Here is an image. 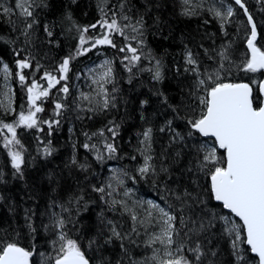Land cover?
Wrapping results in <instances>:
<instances>
[{
  "label": "trees",
  "instance_id": "16d2710c",
  "mask_svg": "<svg viewBox=\"0 0 264 264\" xmlns=\"http://www.w3.org/2000/svg\"><path fill=\"white\" fill-rule=\"evenodd\" d=\"M223 1L231 5L233 15L221 27L222 22L213 12L207 9L188 11L182 0H29L33 17L28 21L34 18L36 22L31 29H25L24 18L15 7L16 0H6V7H11L13 14L0 13V95L1 66L5 64L13 87V108L5 111L0 102V242H16L32 250L31 264H54V259L49 257L57 254L53 241L58 240L61 231L54 225L58 218H63L66 225L63 231L80 242L90 264L100 261L117 264L121 259L123 264H130L121 241L103 243L100 233L108 234L106 224L101 223L103 219L116 222L122 235L130 236L123 244L132 259L141 260L152 255L151 249L144 247L145 237L131 231L130 214L119 204L114 211L110 210L111 200L106 190L103 194L93 191L94 187H105L110 167H118L129 178H135L130 184L140 197L155 201L177 217L175 224L180 235L174 239L186 240L190 247H194L196 241L201 243L208 253L204 264L209 260L213 264H237L229 239L223 233L222 220L217 219L215 227L199 235L189 232L199 227L201 220L206 223L213 213L217 218L229 217L239 222L211 198L210 176L198 166L203 159L204 143L213 146L214 142L194 131L189 135L188 119L196 115L193 109L198 104L194 94H202V88L197 93L198 78L191 71L194 66L186 62V55L191 52L197 61L200 78L207 79L206 71L220 70L223 82L248 83L254 96H259L258 84L263 77L262 71L241 70L242 62L249 57L246 42L251 27L244 9L235 0ZM242 3L256 24V44L264 50V0H242ZM186 11L192 14L185 15ZM114 13L122 26L135 24L143 18V35L128 27L125 32L136 36L135 40L128 41L113 34L116 47H91L90 40L84 47L91 50L76 55L79 37L102 38L106 29L100 22L102 19L110 22ZM123 15L130 19H122ZM25 30L27 36L23 34ZM139 40L144 41L143 46ZM127 43L141 53V60L135 66L129 65L131 71L125 67L128 62L123 60L125 55L131 54L119 51ZM97 50L111 61L113 78L107 86L108 107L91 110L77 100L73 82ZM225 50L229 60H221L219 53ZM70 55L67 79H61L60 86L52 88L47 99L41 100L44 110L37 113L38 126L16 129L20 145H16L15 150L21 152L24 160L21 171L17 172L4 147V139H10L11 133L2 127L4 123L15 124L19 113L27 111L26 87L21 86L17 76L21 71L17 61L30 62L31 67L22 70L26 84L30 85L33 79L38 83L44 81L45 72L60 79L59 66ZM157 61L160 62V79L154 77ZM221 63L223 69H220ZM62 86L68 87L67 94L60 90ZM56 103L63 105L58 110L59 115ZM148 128L152 129L150 155L153 159L150 163L155 174L150 171L147 176H141L138 169L143 161L141 149L145 145L141 141ZM109 129L117 134L113 136ZM101 131L103 136L99 135ZM85 143L95 147L85 148ZM106 143L113 144L116 152L109 154ZM45 148L50 154L45 153ZM98 155L102 159H97ZM217 155L222 156L223 151L219 150ZM80 165H85L86 169ZM185 191L191 195L185 196ZM177 195L183 200H178ZM181 216L185 221L183 225ZM137 229L140 234V227ZM93 238L98 239L102 247L93 245L90 248L88 242ZM211 252L216 255L212 256ZM184 255L192 258L187 250ZM248 258L250 264H256L250 252Z\"/></svg>",
  "mask_w": 264,
  "mask_h": 264
},
{
  "label": "snow or ice",
  "instance_id": "6c2138e0",
  "mask_svg": "<svg viewBox=\"0 0 264 264\" xmlns=\"http://www.w3.org/2000/svg\"><path fill=\"white\" fill-rule=\"evenodd\" d=\"M188 3V0H184ZM242 9H244L247 15L248 24L251 25L250 36L247 39V48L250 50V58H247L242 62L241 70L245 72L257 73L264 71V50H261L257 46V27L253 22V18L248 14V10L242 3V0H235ZM16 8L20 10V16L24 18L25 29H31L33 23L36 21L34 18L31 22L28 18L33 17L31 11L32 4L29 0H16ZM124 5H120L121 11H123ZM101 12L104 9L101 7ZM0 12L4 15H12L13 9L6 7L3 3H0ZM185 15L192 13L185 12ZM233 15L231 7L227 9L225 13L215 11V16L221 20V27L223 22L227 21ZM122 19L129 20L127 15H123ZM101 26L106 29L105 34L102 38H86L84 35L79 37L80 47L76 50V55H83L85 52L90 51L91 48H85L84 45L89 43L91 40V47L96 45H109L116 47L113 42L112 35L119 34L124 37L125 40H135L136 36H129L125 32V28L130 27L132 32L138 35H143V18L137 20L135 24L121 25L115 18L109 22L108 20L102 19L100 22ZM91 27H96L92 25ZM88 28H84L83 32H87ZM27 36V31L23 32ZM51 35V32L48 33ZM138 43L143 46L144 41L139 40ZM122 53H130L131 55H125L123 60L127 61L128 64L125 67L128 71H131V66H135L137 62L141 60V53L137 47H133L131 43L125 44L119 48ZM221 60H229L227 51L219 53ZM72 59L70 55L64 59L60 64L58 71L61 73L60 79H57L51 73L45 72L42 79L47 81L46 86L38 83L35 79L30 85L26 84V77L22 70L31 67L28 60L17 61L18 68L21 70L17 73L20 84L22 87L27 88V102L29 108L27 113L23 110L18 115V120L15 124L4 123L3 128H6L11 133V138L5 137L4 147L8 150V155L11 157V165L17 171H21V166L24 162L23 156L20 151L15 150L16 145H20V141L17 139V127L23 126L28 129L38 126L37 113L42 112L44 109L37 104L41 98H47L52 88L60 83L61 79H67V73L69 71V63ZM230 62V61H229ZM106 64L108 62H105ZM159 61L156 62L157 69L154 73L156 79H160ZM187 63L193 65L191 69L197 76V93L194 94L198 101L196 108L193 109L196 115L188 119L190 126L189 135L194 131L202 137L213 138L214 144L209 147L204 145L202 151L204 152L203 159L199 162V168L206 171V174L210 176V195L216 201L220 202L224 209L235 217L239 218L242 223H236L229 217L217 218L215 213L212 214L211 219H208L205 223L203 220L200 221L199 227L189 229V232L194 235H199L208 229L215 227L214 221L220 219L224 222L223 233L228 237L229 244L232 249V253L236 258L237 264H250L248 253L254 254L256 264H264V81L259 82L258 92L259 96L253 95V89L248 83H231L223 82L220 75V70L213 72H205L204 75L207 79L200 78L201 73L197 67V61L193 59L192 53H187ZM224 68V64H220V69ZM189 71V69H185ZM4 78L8 79L10 72L7 65L3 66ZM112 76V68L109 66L104 71L99 80H94V83H100V81L108 82ZM256 83V81H253ZM65 94L68 93L69 89L67 86H62L60 89ZM10 91V90H9ZM100 93L104 96L103 107L106 109L110 103L107 99V92L104 90L103 85L100 87ZM89 99L88 97H84ZM114 106V105H113ZM63 105L61 103L55 104L57 115ZM10 110V106L5 108V111ZM58 123V122H57ZM51 128V124H49ZM113 132V136L117 133L114 129H109ZM161 131H164L162 128ZM152 129L148 128L143 133V141L145 148L141 149L144 154V163L139 167L138 172L141 176H147L151 171L155 174L154 166L150 163L153 159L151 155H147L150 152ZM95 135V134H93ZM103 136V131L99 133ZM88 139H91L88 133H85ZM85 148L95 147V145L84 144ZM105 147L109 154L115 153L116 148L111 143H106ZM223 150V155L218 156L217 152ZM45 153L50 154L48 148L44 149ZM97 159H102L101 156H97ZM76 161L74 160L73 163ZM81 168L86 169L85 165H80ZM166 171V169H162ZM122 175H127L123 173ZM115 179L117 184L122 186L123 180L117 176L112 177ZM135 179L134 177L132 178ZM109 189L112 188L111 184H108ZM93 191L98 193H105V187H94ZM127 191L125 195H127ZM111 195V192H108ZM185 196H190L191 193L185 191ZM178 200H183L179 195L176 197ZM101 199H104L101 196ZM202 202V201H201ZM107 203V201H106ZM151 209H154L158 213V217H154L152 212L147 213L145 220H139V225L145 227H159V231L153 232L149 238L144 241V247L151 249L152 255L145 256L141 260H135L131 258L129 249L125 248L123 241L124 239H130V236L122 235L121 231L118 230L116 222L107 220L106 222L101 219V223L106 224L107 235H104V231L100 233L104 237V244H111L114 240L121 241V248L129 255L130 264H204L205 257L208 255L201 246L199 241L195 242L194 247H190L186 240L177 241L174 237L180 235L177 230L175 221L177 217L171 214L168 210L160 207L158 204L149 201ZM120 204L124 212H130L127 204L122 201L112 200L109 204L110 210H115L116 205ZM171 207V205H169ZM188 207H191L190 205ZM183 212V208L181 209ZM131 220L133 226L131 231L139 235L136 227L138 217L134 212H131ZM153 220L156 221L153 224ZM181 224H185L183 216L180 217ZM196 221H193L195 224ZM55 227L61 231L58 235V240L53 241V247L56 251L54 258V264H90V258L86 255L82 249L81 244L78 240L70 238L66 232L63 231L65 220L58 218L55 221ZM31 229V225H29ZM35 231L34 229H31ZM147 231V228H145ZM188 239H191L188 233H185ZM133 244L136 241H131ZM58 244V247H57ZM159 244L160 248L153 247ZM93 245L102 247L99 240L93 238L89 240L88 246L91 248ZM247 246L246 248L244 246ZM185 250L192 253V258L184 255ZM212 256H215V252H211ZM33 251L20 246L16 242H0V264H31V257ZM99 264H105L104 261H100ZM117 264H123V259L118 260ZM208 264H213V261L209 260Z\"/></svg>",
  "mask_w": 264,
  "mask_h": 264
},
{
  "label": "rangeland",
  "instance_id": "374dc122",
  "mask_svg": "<svg viewBox=\"0 0 264 264\" xmlns=\"http://www.w3.org/2000/svg\"><path fill=\"white\" fill-rule=\"evenodd\" d=\"M182 2L188 11L194 12L197 9H207L213 12L214 15H215V11H220L221 13H225L227 9L231 7V5L224 2L223 0H188V3H185L184 0H182ZM0 3H3L4 6H7L6 0H0ZM94 55L95 56L92 59H90L84 64L80 73L75 76L73 87L76 91V95L78 98L77 100L84 103L86 108H89L91 110H98L100 108H103V101H104V96L102 93H100V87L101 85H103L104 90L107 92V86L112 82L113 76H111V79L108 82L100 81V83H94V80H99L100 75L104 71L107 70V67L109 66L111 67V61L108 58H106L101 51L97 50L94 53ZM105 62H108V63L106 64ZM186 62H187V55H186ZM4 65L5 64H2L1 66V81H2L1 88L2 89H1V95H0V102L5 108H8L10 106L9 111H11V109L13 108V87L9 83V78L7 80H5L4 78V72H3ZM39 83L46 86L47 81L44 80ZM59 86H60V83L56 85V87H59ZM24 94H25V102L27 104V110H28L29 105L27 102V88L25 89ZM84 97H88L89 99H85ZM41 100L37 101V104L40 106L42 104ZM24 112L27 113V111H24ZM204 145L211 147V145L207 142L204 143ZM143 148H145V145ZM146 154L150 155V152H147ZM142 159L143 161L140 167L144 163V154H142ZM123 173L124 172L118 167L109 168V174L105 182V190L107 191V195L109 191L111 192V195H108L107 197H109L111 201L116 200V201L125 202L130 210V212H128L130 214V217H131V212H134L137 215L138 221H137L136 227H140L139 235L145 237V241H146L153 232L159 231V227L158 226L149 227L147 225V222L145 224V227H141L139 225V220H145L147 217V213L149 211L152 212L154 217H158V213L154 209H151L148 203L149 201L154 202V203L156 202L150 199H145V198L140 197L138 193L136 192L133 184H130L132 183V179L129 178L128 174L122 175ZM114 176H117L123 180L122 186L118 185L115 179H112V177ZM108 184L112 185L111 189L107 187ZM126 191L128 193L127 195H125ZM152 223L155 224L156 221L153 220ZM145 228H147V231H145ZM154 246L156 248H160L159 244H156Z\"/></svg>",
  "mask_w": 264,
  "mask_h": 264
},
{
  "label": "water",
  "instance_id": "95a60500",
  "mask_svg": "<svg viewBox=\"0 0 264 264\" xmlns=\"http://www.w3.org/2000/svg\"><path fill=\"white\" fill-rule=\"evenodd\" d=\"M238 5V4H237ZM250 27H251V25H250ZM246 49H247V51H248V54H249V58H250V50L247 48V42H246ZM262 73H263V78H262V80L261 81H264V71H262ZM260 81V82H261ZM251 87V86H250ZM262 99H264V97H262ZM204 139H209V140H212L213 142H214V140H213V138H206V137H203ZM220 151H223V150H220ZM209 184H210V178H209ZM213 200L216 202V203H219L220 204V202H218V201H216L214 198H213ZM221 205V204H220ZM222 206V205H221ZM222 208H223V206H222ZM223 210L225 211V212H227V213H229L234 219H236L239 223H242L241 221H239V218L238 217H235L234 215H232L230 212H229V210H227V209H224L223 208ZM251 254V253H250ZM252 256H254V254H251Z\"/></svg>",
  "mask_w": 264,
  "mask_h": 264
}]
</instances>
